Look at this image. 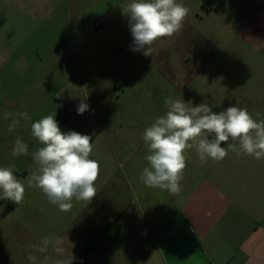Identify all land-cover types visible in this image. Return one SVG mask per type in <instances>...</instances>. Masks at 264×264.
I'll list each match as a JSON object with an SVG mask.
<instances>
[{
	"label": "rangeland",
	"instance_id": "obj_1",
	"mask_svg": "<svg viewBox=\"0 0 264 264\" xmlns=\"http://www.w3.org/2000/svg\"><path fill=\"white\" fill-rule=\"evenodd\" d=\"M129 2L0 0V167L12 168L27 187L28 177L38 170L32 153L42 146L31 136V124L46 115L56 112L62 132L91 136L90 158L100 165L97 195L89 204L73 201L72 230L98 232L99 200L111 195L121 204L120 211L134 203L135 210L129 212L137 214L151 204L163 208V203L174 200L176 195L148 188L139 179L148 163L142 132L166 113L165 98L193 106L207 103L217 113L229 106L243 107L254 119L264 120V27L259 20L264 10L258 12L264 0H177L190 9L184 26L173 37L155 42L151 56L131 51L133 37L123 13ZM106 16L117 27L109 36L120 41L104 51L113 53L114 60L99 72V49L104 46L99 30ZM115 83L126 85L119 98ZM85 96L89 109L79 115L77 107ZM25 111L31 119L20 118L9 132L11 117L6 120L5 112L15 117ZM18 136L28 144L27 156L11 155ZM186 156L183 184L214 179L209 172L213 168L264 166V159L231 150L219 163L209 159L201 165L195 149ZM9 207L4 205L0 214ZM57 211L60 222L59 214L65 212ZM3 226L15 229L10 222Z\"/></svg>",
	"mask_w": 264,
	"mask_h": 264
},
{
	"label": "crops",
	"instance_id": "obj_2",
	"mask_svg": "<svg viewBox=\"0 0 264 264\" xmlns=\"http://www.w3.org/2000/svg\"><path fill=\"white\" fill-rule=\"evenodd\" d=\"M111 21L106 16L99 30L104 44L99 49V72L114 60L113 53L104 51L114 49L119 40L109 36L117 28ZM113 88L119 98L126 85L115 83ZM211 170L214 179L181 183L182 191L171 203H163L166 207L151 204L141 214L129 212L135 210L134 203L120 211L113 195L99 200L98 232L72 230L70 211L65 215L57 211L61 214L56 221L58 208L40 196L38 188L25 191L19 205L3 200L0 209L10 207L0 214V264H30L26 249L44 236L63 237L75 257L73 264H264V166ZM9 222L15 225L13 231L3 229Z\"/></svg>",
	"mask_w": 264,
	"mask_h": 264
},
{
	"label": "clouds",
	"instance_id": "obj_3",
	"mask_svg": "<svg viewBox=\"0 0 264 264\" xmlns=\"http://www.w3.org/2000/svg\"><path fill=\"white\" fill-rule=\"evenodd\" d=\"M123 13L128 17L133 37L131 51L151 56L155 42L171 38L182 30L190 9L177 0H130ZM87 96L81 98L77 107L79 115L89 109L85 102ZM164 104L166 113L155 117L142 132L148 163L139 179L146 187L178 195L187 167L186 153L192 149L201 165L209 159L223 161L229 150L256 160L264 159V120L254 119L246 108L229 106L217 113L207 103L193 106L171 96L165 98ZM10 117L9 132L17 128L20 118L31 119L26 111L16 113L15 117L5 112L4 118ZM55 117L56 112L31 124V136L42 146L32 153L38 170L28 177L27 187L40 189L59 211L69 212L74 200L89 204L97 195L95 184L100 165L90 158L92 137L76 131L62 132ZM222 143L227 146L221 147ZM11 155H28V144L19 136ZM25 191V184L12 168L0 167V200L19 205ZM26 252L30 264H73L75 260L72 249L69 252L65 239L60 236H44L29 245Z\"/></svg>",
	"mask_w": 264,
	"mask_h": 264
}]
</instances>
